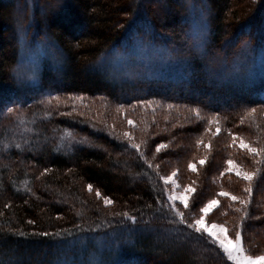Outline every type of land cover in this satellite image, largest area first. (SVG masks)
I'll list each match as a JSON object with an SVG mask.
<instances>
[{
  "label": "trees",
  "instance_id": "trees-1",
  "mask_svg": "<svg viewBox=\"0 0 264 264\" xmlns=\"http://www.w3.org/2000/svg\"><path fill=\"white\" fill-rule=\"evenodd\" d=\"M58 5L55 15H49ZM263 25L264 0H0V114L6 115L1 119L51 110V103L49 107L44 102L48 95H79L103 97L113 106L156 101L205 111L239 125L250 110L264 107V83L215 86L205 81L202 70L206 61L220 58L223 51L264 46ZM25 28L30 37L34 33L55 51L51 60L42 62L39 84L23 89L13 72ZM135 34L186 50V57L180 58L194 71L123 84L111 80L103 69L94 77L87 74L107 52L129 44ZM9 108L14 111L9 113ZM56 109L59 114L60 108ZM53 121L50 130H73L94 146L69 156L0 152V264H79V259L68 261L62 246L118 229L124 213L135 219L125 234L133 242L118 261L108 264H228L216 247L165 207L159 174L135 148L92 121L69 117ZM252 128L245 123L234 131L252 132ZM200 129L196 126L194 133L200 134ZM185 132L193 134L190 129ZM259 172L257 187L264 194V167ZM88 185L113 201L117 208L113 214L86 192ZM249 213L257 215L252 206ZM243 230V235L250 231L251 236H263L264 214L256 222L246 220ZM165 234L175 240L154 242V237ZM188 244L191 247L186 248ZM36 252L44 257L28 258Z\"/></svg>",
  "mask_w": 264,
  "mask_h": 264
},
{
  "label": "rangeland",
  "instance_id": "rangeland-1",
  "mask_svg": "<svg viewBox=\"0 0 264 264\" xmlns=\"http://www.w3.org/2000/svg\"><path fill=\"white\" fill-rule=\"evenodd\" d=\"M58 7L59 5L53 6L49 15H55ZM199 28L203 29L201 25ZM27 30L29 29L25 28L26 32L21 33L18 42L21 54L13 72V79L18 80V85L23 89L39 84L42 62L44 59L51 60L55 51L48 41L35 39L34 33L30 37ZM141 32L144 33V29ZM136 35L132 36L133 40L129 44L125 43L118 50L107 52L87 74L94 77L103 69L111 80L123 84L161 78L174 72V74L182 75L194 71L188 69L187 61L180 58L181 55L186 57V50H176L168 45L166 47L158 42H151L145 36L141 38L140 35ZM202 39H205V35ZM229 57L232 60H229ZM203 69L205 81L214 82L215 86L233 84L240 87H252L264 83V46L258 44L254 49L240 47L235 52L223 51L220 58L217 59L216 56L211 62L206 61ZM44 102L47 103L46 106L51 103L52 108L50 106L48 108L51 110L40 108L30 113L18 112L10 115L11 118L5 121L1 119L4 114H0V152L15 149L37 156L47 153L69 156L80 148H90L94 144L67 128L50 130L53 127V119L59 122L61 118L69 117L92 121L108 134L129 145L132 146L134 143L140 145L138 152L143 153L141 157L159 174L164 187L165 207L173 212L178 222L180 220L176 212H183V226L195 225L196 220L203 218L200 225H195L201 228L200 232L195 231L194 228L190 229L216 247L228 264H234V262L227 259L226 254L218 247V242L223 241L229 248H234V234L237 230L241 232L246 254L253 256L264 254V234L251 236L250 231L248 233L246 231L247 241L243 235L244 222L250 218L256 222L264 214L263 189L257 187L258 178L261 175L259 169L264 167V151H261L259 156H254L246 148L240 147L242 139L245 144L264 150V107L255 108V115H249V111L239 120V125L232 126L229 121L205 111L199 110L200 116L197 117L194 110L198 109L172 106L156 101L140 102L130 106H113L103 97L48 95ZM57 106L60 108L59 114L55 113L58 110ZM128 120H131L133 124H128ZM49 122L52 126H48ZM245 123L253 126L252 129L255 131L239 133L234 131ZM196 126L201 128L198 135L194 133ZM217 127L220 128L219 133H216ZM46 129L50 131V134L46 132ZM187 129L193 130V134H186ZM233 137L237 138L235 142ZM161 144L166 147L157 152L156 148ZM179 155L184 156L180 158ZM229 160L232 161L231 165L228 163ZM189 164L194 165L195 171L189 167ZM173 172H176L175 176H172ZM237 172L253 174V179L250 182L244 180L236 174ZM162 177H171L175 184L171 182L166 184ZM186 188H191L192 191H185ZM246 188L250 191H245ZM86 192L94 196L102 210L113 214L117 209L114 203L105 206L106 197L101 194L97 197L93 189L90 192L86 188ZM220 192L230 195L220 196L218 195ZM170 195L175 199L170 201L168 199ZM231 196H236L238 199L234 201L230 198ZM181 199L187 201V208L181 203ZM214 199L218 201V206L213 205L207 213L200 211V208ZM250 206L257 211L255 217H251L249 213ZM121 216L124 215H118V218H122ZM123 218L124 221L121 220V223L118 221L119 228L107 232L106 235L84 236L65 243L62 246L63 255L69 257H67L69 262L79 259V264H108L111 261H118L126 247L133 242L132 239L127 240L125 234L130 233L127 229L134 227V223L126 216ZM213 224L216 227H212ZM220 226H223V231ZM205 228L212 232L213 236L210 237L204 232ZM154 238L156 243L169 239L175 240V236L169 234L159 236V239ZM212 240L217 243L210 242ZM188 247L191 246L188 244L186 248ZM40 257L43 258L44 255L41 256V253L37 252L32 253L31 257L28 256L34 261ZM56 264L59 262L56 261Z\"/></svg>",
  "mask_w": 264,
  "mask_h": 264
},
{
  "label": "snow or ice",
  "instance_id": "snow-or-ice-1",
  "mask_svg": "<svg viewBox=\"0 0 264 264\" xmlns=\"http://www.w3.org/2000/svg\"><path fill=\"white\" fill-rule=\"evenodd\" d=\"M13 111H14V109H12V108L8 109L9 113H11ZM194 111H195V115L197 117H199L200 116L199 110H194ZM255 113H256V110L252 109V110H250L249 115H255ZM213 119H215V118H213ZM128 124L132 125L133 122L131 120H128ZM219 132H220V128L217 127L216 128V133H219ZM125 135H128V134L125 133ZM129 138L131 139V137H129ZM236 139H237L236 137H233V141L234 142H235ZM132 147L136 148L137 151L140 150V145H138V144L134 143V144H132ZM164 147H166V146L161 144V145H159L156 148V151L159 152L160 149L164 148ZM240 147L241 148H246L248 150V152L251 153V154H254V156H259L261 154V151H264V150H258L255 147H251L250 145L245 144L242 139L240 141ZM141 155H143V153H141ZM255 162L259 163V161H255ZM201 163H203V161H201ZM228 163L231 165L232 161L229 160ZM149 166L151 167V165H149ZM189 167L192 168L193 171H195L194 165L189 164ZM236 174L238 176H241L242 179L247 180L249 182L253 179V174H250V173H246V172L245 173H239V172H237ZM175 175H176V172H173L172 176H175ZM162 179L165 181L166 184L169 183V182L175 184V181H172L171 177H162ZM88 190L90 192L92 191V186L91 185H88ZM185 191H192V189L191 188H186ZM245 191H250V189L246 188ZM96 195H97V197H99L100 193L97 191ZM218 195H220V196H229L230 194L229 193H225V192H220ZM230 198L232 200H234V201L238 199L236 196H231ZM168 199L170 201H172L175 198L170 195L168 197ZM112 203L113 202L111 200H109L107 198L104 199L105 206H108V205H110ZM181 203L184 205L185 208L188 207V203H187L186 200L181 199ZM243 203H247V202H243ZM213 205L218 206V201L215 200V199L214 200H210L205 207L200 208V211L203 212V213H207L212 208ZM172 206L175 207V205H172ZM124 215L129 220H131L133 223H135V219L133 217L128 216L127 213H124ZM176 215L179 217L180 223H184V214H183V212L177 211ZM202 220H203V218H201L200 220H196L195 221V225H200L202 223ZM30 223H31V221H30ZM195 225L188 224L187 226L189 228H194V230L197 231V232H200L201 228L200 227H196ZM212 227H216V225L213 224ZM220 227H221V231H223L224 230L223 226H220ZM204 232H206L210 237L213 236V233L209 232L207 228L204 229ZM43 234L47 235V233H43ZM234 235H235V247L234 248H229L227 246V244H225L223 241H219L218 242V247L226 254L228 260L233 261L234 264H264V254L255 255V256L246 254L245 249L243 247V239H242L241 232L239 230H237ZM210 242L217 243V241H215V240H212ZM230 243H231V241H230Z\"/></svg>",
  "mask_w": 264,
  "mask_h": 264
}]
</instances>
